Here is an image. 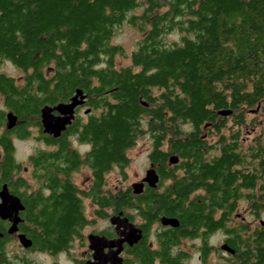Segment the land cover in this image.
<instances>
[{
    "label": "trees",
    "instance_id": "trees-1",
    "mask_svg": "<svg viewBox=\"0 0 264 264\" xmlns=\"http://www.w3.org/2000/svg\"><path fill=\"white\" fill-rule=\"evenodd\" d=\"M122 23L141 37L130 64L117 66L123 49L111 38ZM171 32L178 40L164 39ZM3 60L23 72L20 83L0 72V96L17 117L19 137L29 135L30 126L41 134L40 108L67 102L77 88L82 107L89 108L82 117L76 106L55 140L68 145L75 136L91 145L83 162L92 188L82 192L67 179L49 210L31 218L26 208L33 243L68 251L86 223L78 198L83 193L99 208L134 210L145 230L163 216L174 217L173 230L191 236L208 212L209 230L222 228L234 250L229 261L264 264V227L230 224L240 199L253 213L264 211V141L240 143L246 112L257 105L264 111V0H0V65ZM4 120L0 109V124ZM143 133L150 138L157 186L141 194L130 187L102 190L112 166L125 177L126 150ZM68 163L78 161L70 156ZM169 175L173 181L163 184ZM196 188L202 196L186 195Z\"/></svg>",
    "mask_w": 264,
    "mask_h": 264
},
{
    "label": "flooded vegetation",
    "instance_id": "flooded-vegetation-1",
    "mask_svg": "<svg viewBox=\"0 0 264 264\" xmlns=\"http://www.w3.org/2000/svg\"><path fill=\"white\" fill-rule=\"evenodd\" d=\"M82 106L83 105H80L79 108H84ZM7 111L8 110L4 109L5 113ZM31 127L32 126L29 127V130ZM40 127L42 132L41 124ZM30 135L31 133L25 137H19L15 132L14 127L11 129L5 127V120L0 124V205L2 207L10 205V201L5 198L6 192L8 195L15 197L22 206V209L17 210L19 220L16 223V230L12 233L7 232V229L11 225L9 219L0 217V264H4L3 258L7 261L5 264H26L27 262H29V264H41V261L38 259L40 257L46 256L48 258H56L58 255L67 254L69 250L59 249L56 251H50L41 248L32 242L31 238L27 236V230H29L30 226L29 222L25 221L24 218L26 208L28 209V213L30 212L29 216L31 218L35 212L41 211L43 208L49 210L55 197L64 192L67 179L76 186L72 181V176L83 168L88 170L86 178L89 184L86 189L76 187L82 192L88 193L92 188L93 177L91 170L83 162V159H85L86 154L91 147L89 143L80 142L75 136H70L67 145L61 141L55 140L61 135L53 137L52 135L43 132L40 134L39 128L36 127V134L34 135L35 145L32 147L31 152L24 158L17 157L14 143L16 141H24L29 138ZM47 136L53 138V140H47ZM71 137H75L78 141L76 142V145L80 144L86 148L79 149V147L72 143ZM2 141H6L9 144L10 151H6ZM70 156H75L77 159L78 163L74 164L75 166L68 163ZM21 158H23V160H21ZM70 166L72 167L67 173V168ZM149 167L153 168L151 163L148 164V168ZM113 168H115V166H112L104 173L105 183L102 185V190L105 192L116 191L115 189L106 186V176ZM141 179L142 178H140V180ZM159 181L160 179L158 176L155 186H157ZM161 181L163 184H166L172 182L173 177L169 175L166 179ZM146 186L148 185L143 182L142 189L137 194L146 192ZM160 190H162V186L160 187ZM202 193L203 191L201 188H196L186 193V195L194 198L198 195L202 196ZM78 198L81 201L84 213L83 216L86 219V223L81 228V236L76 238L78 246L77 254L76 256H69V259L70 264H91L93 261V250L89 247L88 235L95 234L103 236L106 239L116 237L115 227L109 222V217L118 214L119 212L114 213L113 205L111 204L99 208L89 195L78 193ZM85 200H89L92 207L93 218H90L85 214ZM198 201H200V198ZM98 209H101L104 214H95V210ZM206 209H210L209 206H206ZM129 210L135 212L134 210ZM125 213L127 215L123 213L122 215L127 216L128 220L140 230V238L132 245L123 244V249L120 252L122 264H212V254L219 253L220 257L227 255L228 258L234 254L233 249L232 251H228L221 248L222 245L229 247L227 245L228 243L225 241L226 234L222 228L213 231L209 230L210 215L208 212L204 213V220L201 219L198 226L195 229H192L191 236L186 234L188 231L185 234L180 235L178 230H173V228H177V226L171 227L169 225H163L160 220L152 222L149 229L145 230L144 225L146 224L142 217L136 214L140 221L135 222L133 214H129L127 211ZM96 218L102 220L106 219L108 224L102 229H90L87 232H83L85 227L95 224ZM223 218L225 219L226 216H223ZM232 219L233 216L231 217V220ZM157 232H165L167 237H158V235H156ZM217 232H222L223 235L219 242H217L216 245H213L210 240ZM18 234H23L30 239L31 245L29 247H23L19 243L17 237ZM10 241L16 242L20 247V250L22 249L23 251L20 253L21 255L14 254L11 257L12 259H10L6 253V246ZM105 251H107V248H103V252ZM29 255L32 256L28 257ZM50 264H57V262L53 260ZM219 264H227V262ZM228 264L237 263H233L232 258Z\"/></svg>",
    "mask_w": 264,
    "mask_h": 264
},
{
    "label": "rangeland",
    "instance_id": "rangeland-1",
    "mask_svg": "<svg viewBox=\"0 0 264 264\" xmlns=\"http://www.w3.org/2000/svg\"><path fill=\"white\" fill-rule=\"evenodd\" d=\"M141 33H139L135 28L127 23H122L118 26L111 38V42L113 44H118L123 49V55L116 56V65H129L130 59L129 55L132 50L136 48L137 41L140 39ZM179 35L176 32H171L165 36L166 41L178 40ZM0 72L13 77L17 82L20 83L22 79L23 72L14 66L8 60H3L0 65ZM0 109L4 110L5 107L3 106L2 97L0 96ZM84 108H80L78 110V115L84 117L85 114L83 113ZM235 128V126H232ZM31 135L24 141H16L15 148H16V156L17 157H25L28 153L31 152L32 147L35 145V137L36 134V127L32 126L30 128ZM259 139L264 141V111L261 109V106L257 105L256 107L249 109L246 112V123L244 126L240 128V143L242 145H250L255 141V139ZM209 139L213 141V136H210ZM71 141L74 145L78 142L75 137H71ZM79 149L86 148L82 145H76ZM151 143L150 138L146 133H143L139 136L136 143L129 147L126 150V154L129 158V163L125 167V177H122L119 173L117 167L113 168L109 174L106 176V186L111 189H124L126 187H130L132 183L139 182L140 178L143 177L145 170L148 168V152L150 151ZM21 158V160H23ZM87 175L88 170L86 168L77 171L72 176V181L76 184L77 187L86 189L88 186L87 182ZM85 214L93 218L92 214V207L89 203V200H85ZM129 214H133L134 221L139 222L140 219L136 215L135 212L130 210H126ZM233 222H240L246 224L249 228V231L261 226L264 227V211L261 209L257 210V213L252 212V208L250 203L245 199H240L237 202L236 211L233 214V219L231 220L230 224ZM106 224H108L107 220L102 219H95V224H91L83 230V232H87L90 229H102ZM222 232H217L214 237L211 238V243L216 245L217 242L222 238ZM18 244L14 241H10L6 246V253L8 257H11L14 254L21 255L22 249L18 248ZM77 239L72 242L71 247L69 248L68 253L58 255L56 258H48L46 256L38 258L41 261V264H50L53 260L57 262V264H70L69 256H76L77 254ZM220 251V250H219ZM19 253V254H18ZM29 255L28 257H31ZM227 256V255H226ZM220 257L219 253L211 255V263L212 264H219L223 262L229 263L228 256ZM235 263V261H233Z\"/></svg>",
    "mask_w": 264,
    "mask_h": 264
},
{
    "label": "water",
    "instance_id": "water-1",
    "mask_svg": "<svg viewBox=\"0 0 264 264\" xmlns=\"http://www.w3.org/2000/svg\"><path fill=\"white\" fill-rule=\"evenodd\" d=\"M83 101L84 94L81 89L77 88L67 102L43 105L39 110L42 132L50 134L53 137L59 136L74 118L75 107L82 105ZM88 111L89 108L83 112L87 113ZM16 122V115L12 111H7L5 113V127L11 129L15 126ZM176 160L177 158L175 156L170 158V162L174 163ZM157 178L158 176L155 170L149 167L145 170L142 179L139 182L132 183L130 188L133 193H139L142 189L143 182L150 187H154ZM5 198L10 201V205L6 207L0 205V217L9 219L11 225L7 229V232L12 233L16 230V223L19 220L17 210L22 209V206L15 197L8 195L6 192ZM159 220L163 225H169L171 227L178 225V220L174 217L163 216ZM109 222L115 227L116 237L106 239L103 236L95 234L88 235L89 247L93 250V261L91 264H122L120 252L123 249V244L132 245L140 238V230L128 220L127 216L122 215L121 211L118 214L110 216ZM17 237L23 247H29L31 245V240L25 237V235L18 234ZM103 248H107V251L103 252ZM221 248L232 251L225 245H222Z\"/></svg>",
    "mask_w": 264,
    "mask_h": 264
}]
</instances>
